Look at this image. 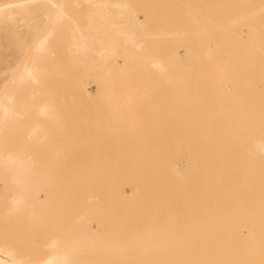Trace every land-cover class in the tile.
<instances>
[{
	"label": "rangeland",
	"instance_id": "374dc122",
	"mask_svg": "<svg viewBox=\"0 0 264 264\" xmlns=\"http://www.w3.org/2000/svg\"><path fill=\"white\" fill-rule=\"evenodd\" d=\"M80 1L74 7L79 9ZM72 2H70L69 7H73ZM128 2L130 3L129 8L133 10L129 12V20L121 19L115 13V22L125 21L133 40L125 41L117 34V27H115V58L97 59L93 66L89 65L88 62L82 63L81 61L80 64L84 65L83 68L77 60L75 67V64H72L75 63L73 61L74 56L71 55V61L69 56L71 52H68V50L70 51L71 43L69 41L71 39L70 35L66 34L67 27L63 24L64 29L61 26L57 29L56 34L58 35L53 36L50 41L53 42L55 38V45L58 43L56 47L60 49L59 44L61 47L62 44L59 42H62L64 38L60 39L59 30L66 31L63 33V35L65 34L63 37L66 38L67 35L69 41L66 39L63 43L64 46L65 44L70 45L69 49L66 47L69 55L60 49V54L63 51L62 54L64 55L58 56L59 49L56 51L54 45L51 50L56 51L55 55L58 52L57 57L52 54L53 52L51 54L54 58L59 57V62L64 56L67 63L60 62L61 67L64 63L63 70L59 67L60 70L57 71L54 68H56L55 65L58 60L55 65V59L52 60L53 64H49L51 76L54 75L53 79L51 78L53 81L52 91L49 90L51 87L48 88L52 95L51 93L50 95L47 94L46 88L44 92L47 95L42 96L45 99H41L40 96L43 91L39 94L36 93L37 97L39 96L38 101L40 99L41 101L49 100L52 110L57 113V115L54 113L55 117L57 116L58 119L56 120L54 117L52 120H49L50 117H47L48 119L43 118L42 121L45 122L42 134L45 132V136L43 138V135L40 134L42 140L39 137L40 140H37L38 135L34 136L37 141L33 137H25L24 128L28 124L34 123L33 119L28 120L29 117L32 118L34 109L29 112L28 109L31 107L24 106L22 108L28 112L24 115L26 118L21 120L20 125H17L18 128L12 126L7 130L4 146L5 150L9 148L11 151L19 148L20 152L23 145H25V149L28 148L26 141L33 142L35 148L29 144L31 147L29 150H34L35 154L33 155V152H29V154H32L34 158L29 156L33 159L39 157L43 162L41 165L39 163L40 166L36 163L38 165L36 169L43 165L41 168L44 169L45 167V170L49 171L50 177L60 179L59 181L56 179L57 183L59 182L61 186L66 184L62 188L68 190L66 193L68 194L66 198L68 202L71 197L73 203L74 195H71V190H74V194L78 196L75 197L73 208L70 202H65L67 205L61 204L64 206V210L70 211L67 213L72 217L68 220L69 216L63 212L65 216L67 215L65 217L66 222L76 228V225L81 223L79 220L82 217L86 219V215L90 211L88 217L92 215L93 218L91 217V220L87 218L89 220L85 221L82 218V221L85 222V225L87 221L94 230L96 229L97 237L109 238L108 240L105 238L106 240L104 239L102 242L106 241L103 247L105 248L107 245L106 248L110 251L112 249L114 251L113 247L115 246V239H113L115 236L112 233L117 234L114 232L116 228L119 229H117L118 233L121 230V225L115 223L116 220L123 223L124 227L120 233H124V235L131 227L129 238L133 237L135 231L140 230V232L144 231L147 234L149 232V235L150 232L157 233V239L155 234H152L153 240L161 242L162 236L163 239L164 236L168 237L169 232L174 237L176 233L182 232L183 219H186V215L190 211H192L191 217L189 216L191 219L192 217L210 216L215 202L213 189L221 170L225 172L222 171L220 175H224L226 170H231L230 173L240 170L239 173L244 175L249 173L247 169L253 173L262 169L264 171V0H128ZM77 4L79 7L76 6ZM82 5L87 8L86 4ZM69 7L68 10L73 14L75 12V10L73 12L74 7ZM83 9L81 6L79 14H82ZM87 9L89 11V6ZM84 12L81 16L82 19L84 14L87 15ZM75 15L74 13L73 16ZM82 19L79 21L82 22ZM76 20L78 19L76 18ZM30 22L29 20L27 23ZM81 25L84 24L81 23ZM0 33L4 35V29ZM67 42L69 43L67 44ZM3 43V53L6 58L9 51L5 49V40ZM63 48L65 49V47ZM26 57L27 54L21 55L19 60L21 59L23 62ZM11 59V66L16 67L19 62L18 59L13 57ZM43 63H41L42 66H45L44 60ZM57 65L59 66V64ZM52 70L57 71V75L54 72L52 74ZM11 80L12 77L8 76L4 87L0 90V96L6 86L12 85L13 81ZM23 91L28 98L29 92ZM23 91H20V96ZM25 96L23 95V97ZM34 108L36 109V107ZM37 118L36 114L34 120ZM20 132L23 134L22 136ZM38 153L41 157L38 156ZM36 154H38L37 157ZM94 170L95 174L93 173ZM97 170L101 174L102 179L98 176L101 182L97 181V175H99ZM257 173L253 174L254 177ZM85 176L86 178L92 176L89 180L93 179L89 182L87 178V182H85ZM68 183L69 185H67ZM112 183L117 188L118 186L124 188L120 190L119 187L121 192L117 196L114 192L116 187ZM223 183V185L227 184ZM59 184L57 186L60 188ZM92 184L96 188L92 187ZM102 184L105 185V191ZM106 189L110 193L108 192L103 196ZM85 191L89 192L88 195L87 193L83 195ZM123 192L125 196L129 195V198L126 196L127 200L129 199L127 211H124L127 207L123 202L126 197L122 195L120 199H124L121 201L118 199L119 194H123ZM90 195L91 197H89ZM130 196H132L131 200ZM88 198L92 203L88 202ZM107 199L108 202H106ZM113 201L116 202L117 210ZM130 201L132 203L129 205ZM136 203L142 205L134 206ZM5 204H0V207L5 209ZM95 204L98 205V208ZM100 204L106 212L102 210L103 208L101 209ZM137 206L138 209H136ZM65 207L67 208L65 209ZM79 207L80 213L77 211ZM144 207H149L150 211L145 210L148 214L144 212ZM133 208L136 211L139 210L138 214ZM2 209L0 210V225L3 223L1 228L5 226L4 218L5 220L8 219L5 224L9 221L14 222L13 219L10 218V220L9 216L3 213ZM54 209H56L55 206ZM92 209L95 210L94 213L97 212L96 214L99 215V221L96 219L98 217L96 214H91ZM73 210L75 211L74 214ZM85 210L86 213H84ZM97 210L99 212L101 210V212L99 213ZM113 211L115 221H112V217L109 221ZM129 211L132 212L131 216ZM76 213L83 215H80L78 218H81L78 219ZM58 215H55V219ZM135 215L136 217H134ZM138 215L142 218L139 217L138 219ZM2 216L3 219H1ZM19 216L17 215V222L13 223L15 227L12 224L9 225L13 229L8 228L9 223L4 227L8 232L11 231L10 234L15 232L14 229L20 230L18 234L22 232L20 225L17 226L21 222ZM63 217L61 216L62 223L65 222ZM23 218L24 216H22V220ZM190 218L187 219L190 220ZM71 219H75L76 224ZM146 219H149V222ZM138 220L140 221L139 225L136 223ZM142 220L143 222H141ZM68 223L66 224L69 225ZM114 223L118 226L115 229ZM144 223L151 226V229ZM141 224L144 225L143 228L145 227L149 231L142 230ZM125 225L129 228H125ZM140 225L139 229L138 226ZM189 225L191 226L192 222H189ZM108 226H111L110 231L112 233L109 232ZM157 226H162L158 230L159 234ZM153 227L154 229L151 231ZM160 231L162 232L160 233ZM39 232L42 233L40 230ZM39 232H33L31 235L32 238H36L38 245H40V241L45 243L47 239V233L44 234L43 238L41 236L43 234H39ZM140 232L138 231V233ZM158 235L160 236L158 237ZM16 236L18 238L20 234ZM12 238H14L13 235ZM100 241L98 242L99 246L102 244ZM108 241H110V245ZM38 245H36V249H32V252L35 250V255L39 254V250L41 253L44 249L46 251L45 247L42 249L44 245L42 248ZM101 246L99 250L102 249V252H105ZM136 246H129L130 249L134 247L131 252H135ZM154 246L156 251L161 248L158 245ZM140 247L141 245L138 244V248ZM169 247L173 249L177 246L175 244V247L172 245ZM129 248L127 247L128 251ZM138 248L136 249L139 251ZM142 248L144 247L142 246ZM154 248L150 247V251L152 249L155 255ZM146 249L149 251L148 247ZM113 251L110 252V256H105L108 253L107 250L106 254L103 253V255L100 252V255L115 259L113 256L115 251ZM44 252L43 256L45 255ZM33 254L34 252L32 256H34Z\"/></svg>",
	"mask_w": 264,
	"mask_h": 264
},
{
	"label": "bare ground",
	"instance_id": "6f19581e",
	"mask_svg": "<svg viewBox=\"0 0 264 264\" xmlns=\"http://www.w3.org/2000/svg\"><path fill=\"white\" fill-rule=\"evenodd\" d=\"M72 1L70 0H0V32L2 29H4V35L0 33V90L4 87L5 82L8 79V76L9 77L11 76L12 77L11 81H13L12 85L6 86L3 89V92L1 93V96H0V199L2 197L3 203H6L5 209H2V207H0V210L2 209L3 213L8 215L9 219L10 218L13 219L14 222H17L16 220L17 215L18 216L20 215L19 218H21L20 219L21 222L17 226L20 225L19 226L20 229L22 228L21 230L22 232L19 233L20 236L18 234L20 230L14 229L15 235L19 236L18 238L17 236L15 237L13 232H12L13 234H10L11 233L10 230L8 232L7 229H4V227L7 226L8 223H9L8 224V228H9L10 227L9 225L10 224L13 225L14 222L12 221L11 223L9 221L7 224H5V222H7L8 219L5 220V218L3 219V216H2L1 219H3L5 226L4 227L2 226L1 228V225L3 223H1L0 225V229H2L0 231V264H90V263L91 264H109L110 262L111 264H264V171L263 169L258 170L257 171L258 173L257 172L253 173L250 171V169H247L248 171L247 170L246 171L249 173H247L246 175L239 173L240 170L238 171L235 170L236 172L234 171L231 173H230L231 170L230 171L226 170V173L225 174L223 173L224 175H220L221 172L224 171V170H221L219 177L217 178V183L213 189L215 202L213 203L210 216L209 217L203 216V217H198V218L192 217L191 219L190 214H192V211H190L189 213L186 212L187 213L186 219L183 216L184 225L181 226V228H183L182 232L180 231V233H176V235L173 233L175 237L172 236V234L170 235V232H169L168 237L164 236V239H163V236H162L161 242H157L156 240L157 233L155 234L154 232L153 233L150 232V235L152 236L151 237L148 232L149 229H145V227L143 228L144 225L142 224H141L142 230L143 229L147 230L148 234L144 231L140 232V230H138V227L139 229L141 227L140 225L137 227V230L140 233H138V231L134 232L133 230L134 235L132 232L133 237L131 236L130 237L131 239H130L128 236L130 235L131 227L128 231L129 233L126 231L127 235L125 234L126 235L125 236L124 233H120V231L123 230V227H124L123 223L120 222L119 220H116L115 223H117L118 225L120 223L121 225V228L119 227L121 229L119 233L117 231L118 228H116L118 226L115 223L114 224L116 226L114 224L112 225H114L113 227L114 229L116 228V230L114 231V229L113 228L112 229L114 232H117V234L112 233L110 231L111 226H108L109 232H111L115 236L114 238L112 235L113 239H115V242L113 241L115 243V246L114 245H113L114 247L112 246L115 251V255H113L115 259H113V257H111L112 259L111 258L109 259V257L107 258L105 256H110L111 254L110 252H112L113 249L112 251L108 250L106 248L107 245L105 246V248L103 247L106 241L104 242L102 241L106 237L104 236L105 238L103 239L100 237H97L96 235L98 233L95 234L96 229L94 230L93 227L87 221H86L87 224L85 225V222L83 223L82 221L83 217L82 218L80 217L81 219L78 218L80 215L82 216L84 213H86V210L84 211V213L82 212L83 214L78 215V213H76V216L78 215L77 218L80 219L79 223L81 221L80 223L81 225L78 223L81 227L79 225H76V228H75L74 225L66 222L65 217H67V215L69 216V213H67V211L68 212L70 211L66 209L67 207H65L66 210H64L63 209L64 206L61 205V204H64L65 202L66 203L68 202V200L66 199L68 195L66 193L68 192V190L66 188H62L66 186V184L64 186H61L59 182L57 183L56 179L58 178L50 177L48 175L49 171H46L45 167L44 169H42L43 165L41 166L42 168L37 167L36 169V166H38L39 163L41 165V163L43 162H41L42 160L41 158L37 157L39 153L35 155L37 157V159L35 158L37 162L35 161V159H33L34 158L33 155L35 154L34 153L35 151L33 149H32L33 151L29 150V148H31L29 147V144L33 145V142L29 143V141H26V143L28 142L27 143L28 148L26 149H25V145H23V142H22L21 147L23 145L22 147L23 150L22 148H20V152H19V148L17 150L13 149V151L9 150V148H7L8 150L7 149L5 150L4 146H5V142L7 139V135H6L7 130L12 126H15L14 128H16L17 125L19 126L20 125L19 123L22 122L24 118H26L24 115L28 113L27 110H24L22 107L30 106L31 109H28L29 112H32V109L35 110V111L33 110L35 115L34 113L33 114L29 113V114H32L34 117L33 116L32 118L29 117L28 120L33 119L34 123L30 125L28 124V126L24 128L25 137L26 136H28V138L33 137L36 140L34 136L38 135L37 140L39 138L42 140L45 136V132L44 134H42L43 124L45 122V121L44 122L42 121L43 118L48 119L50 117L49 120H52L54 117V119L56 120L58 119L57 116L55 117V114L57 115V113L52 110L51 104L48 102L49 100L41 101V99L42 98L45 99L44 97H42V96H45L46 94V92H44L45 88L47 90V94L49 95L52 91L53 81L51 80V78L53 79L54 75L53 77L51 76V67H49V64L52 65L53 64L52 60L55 59V63H54L55 65L56 61L58 60L57 64H59V66L57 64L55 65L56 68L52 66V68L58 71L60 69L63 70L64 63H67L65 62L67 60H65L64 56H62V61L60 59V62H64V63L62 64V67H61L59 59H58L59 57L56 58L57 57L56 55L58 52H59L58 56L62 54L63 51L60 54V49L64 50V52H67L66 47L69 49L70 45L68 46L65 44L64 46L65 40L67 39L66 41H69L68 39L69 35L71 39L69 41L71 43V46H70V51L68 50V52L69 53L71 52V54L69 55L68 52L67 54L70 56V60H71V55L74 56L73 61H75V63H72V64H75V67L77 66L76 65L77 60L79 62L78 64H80V62L82 61V63L88 62L89 65L93 66L96 64L97 59L108 60L109 58H115V53H116L115 52V27H117L116 28L117 34L121 36L125 41L133 40L132 34L127 30L125 21L121 23L115 22V13L117 14V16L121 17V19L123 18V19L129 20L130 18L129 12H132L133 10L129 8L130 3L128 2V0H81V1L79 0L81 3L82 9L84 8L83 9V12L85 11L84 13H87L88 11L87 8L89 6V11L87 15L84 14L87 17L84 18L85 16H83V19L85 20L86 25H85L84 20L81 17L83 12L82 14H79V9L81 7V6L80 7L78 6L79 1L78 0H72ZM70 2H72L73 7L75 6L76 3H78L76 6H78L79 9L77 7H74V8L69 7V4L71 5ZM82 4H86L87 8H85L84 5ZM68 7L73 8V12L75 10L74 12L76 14L75 16H73L74 13L73 14L70 13V11L68 10ZM76 8L78 9V12ZM75 17L78 20H76ZM81 19H82V22L79 21ZM29 20L31 22L27 23ZM81 23H83L84 25L82 26ZM63 24H65L67 27V30L66 29L65 30L67 31L66 34H68V36L66 35V38L63 37L65 36V34L63 35V33H65L66 31L64 32V31L59 30L61 32V33L59 32V37L61 36L60 39L64 38L63 39L64 41L62 40V42H59L62 44V47L59 44L60 46V49H59V47L58 48L56 47L58 43H56L55 45V38L53 41L54 43L52 42V40L50 41V39H53V36L56 37L55 35H58L56 34V31L58 28H60V26L62 27ZM62 29L64 28L62 27ZM60 39L59 41H61ZM4 40H5V45H6L5 49L9 51L8 56H6V58L4 57V53H3V44H4L3 41ZM56 42H57V39H56ZM69 42H67V44ZM51 43H52V46H51ZM53 45L55 46L56 51L57 49H59L56 55L54 54L56 51L53 52V50H51L52 49L51 47H53ZM63 47H65V49ZM51 53L55 55L56 57L55 58L54 56L52 57ZM25 54H27L26 60L21 62V59L19 60V58L21 55L24 56ZM11 57H13L16 60L18 59L17 61L19 62L16 67L11 66V60H12ZM67 58L68 57L66 55V59ZM41 59H42V62H40ZM43 60L45 62V66L44 65L42 66L41 64L43 63ZM70 60L69 62L71 63L72 60L71 61ZM80 65L83 68L84 65L83 64H80ZM80 65H79V68H81ZM57 71L54 72L52 70V74L53 72L55 74ZM59 73H62V71L61 72L59 71ZM55 75H57V73ZM48 88L49 90H51L50 92L48 91ZM21 90L22 91L27 90L29 92L28 98H26L27 96H25L26 95L24 93L25 91H23V94L21 93V96L23 97L24 95L25 97L22 98L19 95ZM41 91L44 92V95H42L43 92ZM36 92L38 94L41 92L40 93L41 99L39 101L37 100L39 96L37 97ZM34 107H36V109ZM36 114H37L38 120L37 119L35 120L37 121L34 120V118L36 117ZM13 132L15 133L14 129H13ZM40 134L43 135V138H41ZM22 135L23 134H21V136ZM5 136H6V139H5ZM28 138L26 139L28 140ZM17 141L18 139L15 141V143ZM13 146H14V143H13ZM14 148H17V147H14ZM25 150H26V153L28 154L26 153L23 154ZM29 152L31 153L33 152V155L29 154ZM29 155H31L33 158ZM38 156H40V154ZM29 157H31V159H29ZM97 171H96V175H97ZM93 173L95 174V170L93 171ZM235 173H237V175H234ZM256 173L257 175L256 177H254L253 174H256ZM87 175H89V173H87ZM98 176L101 177V174L99 173V175H97V178ZM90 177L89 176L87 177L89 182H91V179H93L91 178L89 180ZM87 178L85 176V179H84L85 182H87ZM59 180L60 179H58L57 181ZM97 181L101 182L99 178L97 179ZM223 182L227 184L223 185L224 184ZM57 184L60 185V188L59 186H57ZM87 184L89 185L90 183H87ZM67 185H69V183ZM84 185H81V186L83 187ZM102 185H99V186L101 187ZM113 185L115 186V184ZM104 186L105 185H103L102 188ZM92 187L96 188L95 185H93ZM109 187L111 186L109 185ZM107 189H106V192L103 194V196L109 192ZM115 189L116 191L118 190L117 192L113 190L115 192V195L117 196V194L121 192L119 191V189L123 190L124 188H122L121 186H118V188L116 187ZM73 191L74 190H71L70 193L72 192L71 195H74V199H73V203H74V201L76 200L78 196L74 194ZM75 191L77 192L76 189ZM104 191H105V187H104ZM93 192H95V190H93ZM85 193H87V191H85L83 195ZM101 195L102 193L100 194V196ZM122 195L125 196L124 192L123 194H119V198H118L119 201H121L122 198L120 199V197ZM89 197H91V195ZM127 197L129 198V195ZM127 197L125 198L126 200H127ZM100 198L101 200H103L102 197ZM131 198L132 196H130V200ZM94 199L96 200V198ZM87 200L88 202L90 201L92 203V201L89 200V198ZM95 200L94 202L96 203ZM124 200L123 202H125V206L127 207V202L129 199L127 201L126 200L124 201ZM115 201H116V198H115ZM1 202L0 204L3 205V203ZM69 202L70 204L72 203L71 197H70ZM106 202H108V199L106 200ZM73 203L71 204V206L74 205ZM131 203L132 201H130L129 205ZM134 203L135 201L133 202V204ZM139 203H136L134 206H136ZM113 204L114 206H116V210H117V205H115L116 202H114ZM95 205L98 208V205L97 204ZM141 205L142 204H139V206ZM146 205H148V203ZM54 206L57 210L54 209ZM96 206H94L95 209H96ZM99 206L101 207V209L103 208L102 210H104V207L101 204ZM128 207L124 211H127ZM146 208L144 207V212L145 210H149L148 209L149 207L147 209ZM93 209H92L93 212H91V214L94 213L95 211ZM108 209L110 210V208ZM120 209H121V206H120ZM136 209H138V206ZM154 209H157V208H154ZM52 210H54L55 212ZM77 211L80 213V207ZM104 211L106 212V210ZM134 211L135 213H137L139 210L138 211L134 210ZM63 212L66 213L67 215L65 216ZM74 213L75 211L73 210V214ZM89 213H87L86 216L87 218L91 220L93 217L92 215H91L92 218L88 217ZM96 213H94L93 215H95ZM131 213L132 212H130V216H131ZM145 213L148 214L147 212ZM53 214L55 215L59 214V215L58 217L56 216V219H55V215ZM103 215H104V212H103ZM119 215L120 213L118 214V217L120 219ZM121 215H122V212H121ZM123 215L125 216V214ZM22 216H24L23 220H22ZM61 216L63 217V220L65 218V222L62 220L63 223L61 222ZM97 216L98 217H96V219L99 221L100 220L99 215ZM113 216H115L114 211H113L112 216L110 215L109 221L111 217L113 218ZM124 216H123V219H124ZM134 217H136V215ZM139 217L140 215H138V219ZM53 218L55 221L53 220ZM70 218L72 217L69 216L68 220H70ZM87 218L86 219L83 218L84 221L89 220ZM114 218L112 221H115ZM173 218H175V216H173ZM187 218H190V220ZM74 220L73 222L74 224H76V221ZM143 220L141 222H143ZM148 220L146 219L147 222H149ZM51 222L54 223L53 226H51L52 224ZM189 222L190 223L192 222L191 226L189 225ZM66 223H68L69 225H67ZM136 223H138L139 225L140 221L138 220V222ZM126 224H129V223L126 222ZM144 224L146 225V223ZM154 224L156 225V223ZM146 226H149V225H146ZM13 227L15 226L13 225ZM126 227L128 226L125 225V228ZM154 227L152 228L151 231H153ZM161 227H158L157 232L159 228ZM149 228L151 229V226H149ZM9 229H13V228L10 227ZM5 230L7 233L5 232ZM39 230L42 231V233H40ZM36 231H38L39 234H43L41 235L43 236V238L47 233L46 235L47 239L45 238L46 239L45 243L40 241V245H38L36 238L35 237L32 238L31 236L32 233ZM161 232L162 231H160V233ZM163 232L165 233V231ZM152 234L153 235L155 234L156 241L153 240L154 237ZM12 235L14 236V238H12ZM160 235H158V237ZM150 237L152 238V240ZM29 238H31V240H29ZM99 238L102 240L100 241ZM106 239L108 240L109 238H106ZM32 240H34L35 242ZM99 241L102 243L100 244V246L102 245L101 248L103 247L104 248L103 250H105V252H102V249L99 250V247H100L98 243ZM110 241H108L109 245H110ZM138 244L141 245L140 248H138ZM175 244L177 247L179 246L178 248L176 247L177 249L176 248L172 249L169 247L171 245L175 247ZM36 245H38V247L41 246V248L44 245L42 248V249H44V247L46 248V251L45 249L42 250L43 252L45 251L44 256H43V252L42 253L39 252L41 250L38 251V249L37 251L39 254L35 255V250H33L34 252L33 255L35 257L32 256V253H33L32 249H36ZM134 245L136 246V248L140 250L138 251L135 248V252L134 251L131 252V250H133L134 247L130 249L129 246L131 247ZM154 245L161 246V248L156 251L154 248L155 247ZM142 246L144 248L147 246L149 248V251L148 249H146L147 247L144 249L142 248ZM149 246L152 249L154 248V250L156 251L155 255L152 249L150 251ZM31 247H35V248H31ZM127 247L129 248V251L127 250ZM29 249H31V252H29ZM106 250L108 251L107 254H106ZM125 250H127V252H125ZM100 252L106 255L103 257L104 254L100 255L101 254ZM37 256L38 258L36 259Z\"/></svg>",
	"mask_w": 264,
	"mask_h": 264
}]
</instances>
